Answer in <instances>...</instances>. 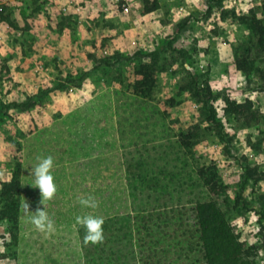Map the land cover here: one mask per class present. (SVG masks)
Here are the masks:
<instances>
[{
    "label": "rangeland",
    "instance_id": "374dc122",
    "mask_svg": "<svg viewBox=\"0 0 264 264\" xmlns=\"http://www.w3.org/2000/svg\"><path fill=\"white\" fill-rule=\"evenodd\" d=\"M157 1L146 14V0H76L80 12L67 13L60 3L47 11L43 0H0V104L9 106L0 190L19 170L21 202L34 211L41 196L30 172L48 155L58 186L46 202L55 234L36 231L22 209L16 225L0 220V264H138L134 216L211 201L264 264V54L243 21L262 14L264 0ZM247 50L250 73L236 67ZM144 62H155L156 82L140 95ZM194 80L215 99L196 101ZM226 99L242 113H226ZM201 170L216 174L215 191ZM88 194L97 209L78 203ZM89 212L105 218L102 244L84 246L85 229L74 227Z\"/></svg>",
    "mask_w": 264,
    "mask_h": 264
},
{
    "label": "trees",
    "instance_id": "16d2710c",
    "mask_svg": "<svg viewBox=\"0 0 264 264\" xmlns=\"http://www.w3.org/2000/svg\"><path fill=\"white\" fill-rule=\"evenodd\" d=\"M159 2H145L144 13H152L159 9ZM3 15V14H2ZM9 21V18L2 19ZM256 39V49L264 54V4L262 14L251 11L243 19ZM250 51L236 59L239 71L250 73L255 63ZM155 62H144L137 74L140 79L133 86V91L140 95L149 94L156 82ZM259 71V79L264 85V70ZM194 99L208 104L215 99L209 86L199 84L195 80L191 84ZM225 111L228 114H241L244 108L233 99H226ZM9 106L0 104V120ZM212 119L216 120V111L211 110ZM193 134L183 135L181 142L190 147ZM204 182L215 191L219 186L216 174L201 170ZM22 181L20 171H16L11 179L2 184L0 198L3 204L0 209V220L10 224L18 223L21 209ZM134 249L138 264H255L251 253L245 245L237 240L224 212L215 201L196 205L183 206L134 216Z\"/></svg>",
    "mask_w": 264,
    "mask_h": 264
},
{
    "label": "clouds",
    "instance_id": "9594fccd",
    "mask_svg": "<svg viewBox=\"0 0 264 264\" xmlns=\"http://www.w3.org/2000/svg\"><path fill=\"white\" fill-rule=\"evenodd\" d=\"M36 163L32 165L30 177L32 178V187L38 188L41 199L35 210H31V204L25 199L21 202V209L28 221L34 226L35 230L44 234L46 237L55 234L57 231L54 219L47 211L48 201L53 200L58 192V186L53 175L54 158L51 155L46 157L37 156ZM78 203L82 208L97 209L98 200L91 194L78 197ZM105 218L103 216L86 213L75 217V225L83 227L85 234L83 244L87 246L102 244L105 240L103 225ZM3 241H0V253H3Z\"/></svg>",
    "mask_w": 264,
    "mask_h": 264
},
{
    "label": "crops",
    "instance_id": "0c3cea01",
    "mask_svg": "<svg viewBox=\"0 0 264 264\" xmlns=\"http://www.w3.org/2000/svg\"><path fill=\"white\" fill-rule=\"evenodd\" d=\"M43 1L46 2L45 10L47 11L52 10L51 7L53 6V3H56V5H59L58 3L63 4L64 7L71 5L72 6L71 9H74V7H79L76 0H43Z\"/></svg>",
    "mask_w": 264,
    "mask_h": 264
},
{
    "label": "built area",
    "instance_id": "2783aa9c",
    "mask_svg": "<svg viewBox=\"0 0 264 264\" xmlns=\"http://www.w3.org/2000/svg\"><path fill=\"white\" fill-rule=\"evenodd\" d=\"M71 8H72V6H71V5H68V6H66V7L63 9V11H64L65 13H67V12L69 11V9H71ZM74 9H75L77 12H80V10H81L80 7H74ZM122 9H123L124 12H128V11H129V6H128V4H127V3L122 4Z\"/></svg>",
    "mask_w": 264,
    "mask_h": 264
}]
</instances>
